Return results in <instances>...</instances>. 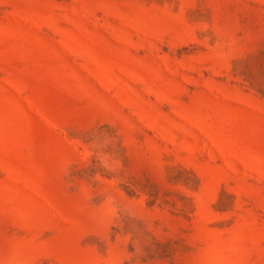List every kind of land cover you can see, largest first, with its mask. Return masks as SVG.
Instances as JSON below:
<instances>
[{
    "label": "rangeland",
    "instance_id": "374dc122",
    "mask_svg": "<svg viewBox=\"0 0 264 264\" xmlns=\"http://www.w3.org/2000/svg\"><path fill=\"white\" fill-rule=\"evenodd\" d=\"M0 264H264V0H0Z\"/></svg>",
    "mask_w": 264,
    "mask_h": 264
}]
</instances>
